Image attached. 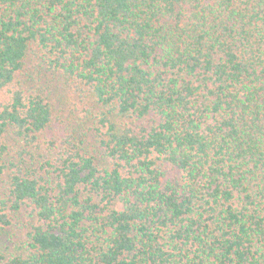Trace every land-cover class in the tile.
<instances>
[{
	"label": "trees",
	"instance_id": "1",
	"mask_svg": "<svg viewBox=\"0 0 264 264\" xmlns=\"http://www.w3.org/2000/svg\"><path fill=\"white\" fill-rule=\"evenodd\" d=\"M31 52L104 168L47 135ZM3 96L0 264H264V0H0Z\"/></svg>",
	"mask_w": 264,
	"mask_h": 264
},
{
	"label": "rangeland",
	"instance_id": "2",
	"mask_svg": "<svg viewBox=\"0 0 264 264\" xmlns=\"http://www.w3.org/2000/svg\"><path fill=\"white\" fill-rule=\"evenodd\" d=\"M26 75H22L25 84L30 87H36L47 100L52 110V124L47 132L48 136L61 137L60 135H73L74 142H77L82 150L89 152L96 159V163L100 168L106 166L107 160L104 158L103 148L99 144V139L91 130L90 122H85L77 115L72 100L68 98L64 91L62 82L57 76L51 74L46 67L41 63L40 54L31 52L28 55L27 63L25 65ZM5 96L0 97V101ZM7 175L0 181V198L6 196L7 193ZM21 222H25L20 215ZM23 220V221H22ZM25 224V223H24ZM22 235L18 230L12 228L4 230L0 236L1 248L12 247V242L22 240Z\"/></svg>",
	"mask_w": 264,
	"mask_h": 264
}]
</instances>
